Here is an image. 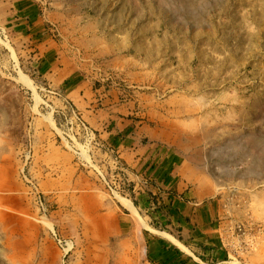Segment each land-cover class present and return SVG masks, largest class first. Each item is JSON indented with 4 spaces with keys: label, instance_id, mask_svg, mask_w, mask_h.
I'll return each mask as SVG.
<instances>
[{
    "label": "rangeland",
    "instance_id": "obj_1",
    "mask_svg": "<svg viewBox=\"0 0 264 264\" xmlns=\"http://www.w3.org/2000/svg\"><path fill=\"white\" fill-rule=\"evenodd\" d=\"M44 1L93 21L136 15L207 38L196 46L215 68L216 121L203 169L223 211L227 262L264 264V0H29ZM21 2L0 0V264H150L148 232L124 235L113 210L139 207L138 196L159 209V194L132 180L79 111L41 85Z\"/></svg>",
    "mask_w": 264,
    "mask_h": 264
},
{
    "label": "crops",
    "instance_id": "obj_2",
    "mask_svg": "<svg viewBox=\"0 0 264 264\" xmlns=\"http://www.w3.org/2000/svg\"><path fill=\"white\" fill-rule=\"evenodd\" d=\"M56 6L20 3V27L34 41V74L79 111L132 180L154 184L152 195L161 199L159 209L142 196L139 207L114 209L129 225L123 234L148 232L150 264H234L227 262L223 211L201 155L210 149L216 121L215 68L209 52L196 46L204 50L207 38L179 37L163 20L112 15L93 21Z\"/></svg>",
    "mask_w": 264,
    "mask_h": 264
},
{
    "label": "bare ground",
    "instance_id": "obj_3",
    "mask_svg": "<svg viewBox=\"0 0 264 264\" xmlns=\"http://www.w3.org/2000/svg\"><path fill=\"white\" fill-rule=\"evenodd\" d=\"M196 15V14H195ZM250 113V112H249ZM231 139V138H230ZM237 143V142H236ZM240 148V147H239ZM241 149V148H240ZM220 160V159H219ZM204 164V163H203ZM223 164V163H222ZM253 165V164H252ZM254 165H256V164H254ZM222 166V165H221ZM253 167V166H252ZM259 167H261V166H259ZM257 168V167H256ZM255 168V169H256ZM225 170H226V168H225ZM228 170V169H227ZM229 170H231V169H229ZM259 170V169H258ZM253 172V171H252ZM224 174V173H223ZM251 174V173H250ZM253 174H255V172L253 173ZM231 176H234V175H231ZM239 177V176H238ZM125 202V201H124ZM126 203V202H125ZM128 203V202H127ZM125 205H127V204H125ZM129 208V207H128ZM232 264V263H231Z\"/></svg>",
    "mask_w": 264,
    "mask_h": 264
},
{
    "label": "built area",
    "instance_id": "obj_4",
    "mask_svg": "<svg viewBox=\"0 0 264 264\" xmlns=\"http://www.w3.org/2000/svg\"><path fill=\"white\" fill-rule=\"evenodd\" d=\"M83 126H84V124H83ZM85 128H86V126H84ZM87 129V128H86ZM88 130V129H87Z\"/></svg>",
    "mask_w": 264,
    "mask_h": 264
}]
</instances>
